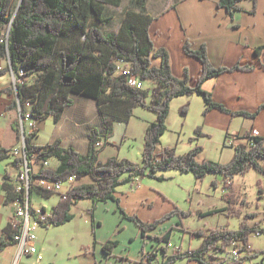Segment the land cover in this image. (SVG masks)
Masks as SVG:
<instances>
[{
    "label": "trees",
    "instance_id": "obj_1",
    "mask_svg": "<svg viewBox=\"0 0 264 264\" xmlns=\"http://www.w3.org/2000/svg\"><path fill=\"white\" fill-rule=\"evenodd\" d=\"M245 1L249 0H219L218 7L225 9L233 19L234 13L242 10L241 4ZM251 1L254 3L251 12L255 13L257 0ZM122 2L123 0H0V61H9V65L0 70V79L13 72L18 81L15 87L0 90V97L3 93L18 95L19 99L13 101L10 107L18 109L20 106L24 127L27 104L32 105L30 116L33 121L43 122L52 118L59 122L65 110L74 104V95L97 101L107 138L113 133L117 122L128 124L138 108L157 116L156 121L148 125L144 136L142 165L120 157L100 161V149L96 148V144L101 139L96 129L92 132L88 154L85 156L71 146L62 147L61 140L35 145L33 138L37 133L25 131L28 164L30 168L39 166L38 171L31 175V208L34 193L46 198L58 194L39 187V181L61 183L74 177L75 185L67 192L65 199L60 198L42 226L58 227L71 222L74 219L72 209L82 200L93 203L91 213L95 226L94 211L97 206L114 201L123 217L134 222L141 231L143 245L153 242L152 251L143 250V258L139 264H178L181 260L196 264H246L248 260L264 255V250L250 248V236L264 234V228L258 224H248V218H255L257 215L244 216L243 208L249 203L246 198L241 197L234 185L237 176H246L253 170L264 176V138L246 133L244 141L235 146L234 156L228 163L198 161V155L203 152V148L198 145L188 153L179 155L174 148L163 147L161 143L162 136L168 130L171 104L180 97H202L206 105L203 115L211 110H219L232 116L257 119L264 111V104L254 113L230 111L225 103L217 101L211 93L206 92L203 85L207 80L224 74L252 72L258 66L264 68L261 60L264 59V47L253 50L257 61H250L244 55L233 67H215L210 62L205 44L200 49H195L187 40L183 46L184 52L202 64V73L196 79L195 86H192L189 72L186 70L182 79L174 76L169 52L155 46L150 34L155 17L147 12L149 0H132L130 7L121 16L116 33L107 34L103 30L102 25L109 22L108 8L120 7ZM121 65L128 68L132 76L144 83L152 82L156 84L155 87L137 89L130 86L127 78L119 74ZM28 79H32V82L28 83ZM189 111L190 103L180 108L183 117ZM12 128L21 140L20 123H14ZM195 135L196 137L191 138L192 142L203 136L201 127L195 130ZM11 155L8 149H0V162ZM52 159L60 162L56 169L45 166ZM14 164L19 171L24 160L16 157ZM167 171L191 174L198 181H203L208 176H220L223 196L228 205L201 216L226 213L229 218L244 217L239 229L234 231L228 226H222L208 231L190 232L183 226L182 217L190 215L191 211L182 212L178 209L153 222H145L137 215H127L120 207V199L116 197L118 188L146 177L163 181L165 179L158 174ZM85 179H90L91 183H82ZM257 184L261 195L264 191L259 181ZM212 185L218 188L216 180L212 181ZM4 189L5 204H14L19 195L14 192L12 182L5 183ZM42 210L47 212L45 208ZM174 215L181 218L178 227L171 226L162 230L161 226ZM12 222L13 219L0 238V255L6 248L15 245L14 237L19 229L13 228ZM157 230L159 232L154 236L149 235ZM179 230L200 238L199 247L171 251L173 237ZM119 231L118 227L115 234ZM234 241L242 242L244 247L241 250L247 252L246 255L234 260L230 254L229 262L218 256L217 253L225 252ZM118 244V241L109 239L103 249L112 255Z\"/></svg>",
    "mask_w": 264,
    "mask_h": 264
},
{
    "label": "crops",
    "instance_id": "obj_2",
    "mask_svg": "<svg viewBox=\"0 0 264 264\" xmlns=\"http://www.w3.org/2000/svg\"><path fill=\"white\" fill-rule=\"evenodd\" d=\"M218 1L219 0H149L147 4L148 14L155 17L150 29V34L155 46L157 48H165L169 52L174 76L182 79L184 78L185 71L187 70L189 72L191 78L190 84L192 86H195L196 79H198L202 73V64L198 59L188 56L184 52L183 46L187 40L193 44L195 49H200L201 46L205 44L207 46L210 62L215 67H233L244 55L248 56L247 59L250 61H257L253 50L264 47V0H257L255 13L251 12L254 7V3L251 0L243 2L241 4L242 10L235 12L233 19L225 9L218 7ZM129 7L130 6H128L127 9ZM235 25H238V27L235 28ZM261 60L264 62L263 58ZM8 65L9 61H0V70L6 68ZM12 80L11 72L2 77L0 79V90L13 86ZM31 82L32 79H28V83ZM155 85L156 84L152 82H146L145 89H153ZM203 89L206 92L211 93L217 101L225 103L227 109L230 111L254 113L260 105L264 104V68L258 66V68L252 72L237 71L211 78L204 83ZM195 96L197 95L180 97L173 100L167 121V132L170 130L172 112H174L173 115L176 114L174 111L175 106L178 109L180 108L178 107L180 105H185L186 103L192 104V108L190 109L191 112L189 111L187 116L183 117L179 114L180 118L186 123L199 103L198 96ZM73 99L74 104L65 110L64 115L59 122H55L50 118L46 121L35 123V132L37 134L33 138V144L45 145L53 143L56 140H61L62 147L68 148L71 146L81 155L85 156L88 154L92 132L96 129L99 132L102 143L105 144V146L100 149L99 160L105 162L112 157H118L116 154L117 145L112 141L115 132H117L116 127H118L117 125L119 124L125 126L126 133L124 135V140L126 138L130 139V137L133 138L130 127L133 119L139 117L138 111L141 108L135 110L134 116L128 124L117 122V125L115 124L114 126L113 133L107 138L106 130L102 125V118L98 111L97 101L80 95H74ZM15 100L8 94H3L0 97V140L5 139L6 133L10 130L14 132L12 126L20 120L18 109L10 107ZM205 107L206 105L203 101V106L201 108L202 118L201 121L196 124L197 128H202L203 136L198 137L193 142L191 141L193 136L189 139L192 148L196 145L203 148V152L198 155V161L204 162L212 160L220 163H228L234 156L235 146L244 141L243 138L246 133L252 134V132L256 130L259 132V137L264 138V111L257 119L253 120L242 116H232L219 110H211L207 115H203ZM144 111L147 112L145 114V118L147 119L144 120V129L146 133L148 125L155 122L157 116L150 111ZM49 120L54 121V128H50L51 130L49 133L41 135L40 132L43 131L44 125ZM25 123L27 122L25 121ZM180 126L182 127V124H180ZM167 132L162 136V146L174 148L178 154H182L178 150L179 144L182 142L180 131L177 130L175 132L177 137L172 143L165 142ZM194 137H196V135ZM14 142L15 145L11 148L4 147L0 144V149H8L10 154H12L9 158L0 162V167L3 166L2 172H0V238L3 235L4 229L10 224L14 213L13 204H5L6 191L4 189V184H8L10 181L12 182L16 174L19 172L15 168L14 161L16 157L20 158V156L13 155L14 151L19 150L20 143L18 142L17 135H15ZM204 143L217 145L219 158L212 159L205 157L204 154L207 152V148L204 146ZM192 148H190V150ZM208 149L213 150L211 147ZM50 162H57V165H53L52 167L54 169L60 165V162L57 159H52ZM142 164L143 163L140 165ZM158 176L163 177L165 180L161 181L151 177L137 179L138 188L141 187L143 184L142 182L147 178L155 179L161 183L175 179L182 180L187 184H190L188 181H191V184L194 186L189 191V198H187L189 203L194 199L193 195L200 191L198 183L202 181L194 179V176L190 177L191 174H184L178 171H167L158 174ZM208 177H212V181L216 180L217 183L222 182L220 176ZM240 177L245 178L247 175ZM235 180L234 185L237 188ZM258 181L261 183V188L264 191V177L256 178L255 186L257 187ZM244 187L245 185H243L242 189H244ZM131 188L138 189L134 188L133 185ZM144 193L146 195L150 194L149 191H145ZM170 195L172 197L174 196V194ZM124 196V192L117 190L116 197L121 201L120 207L124 206ZM166 197H164V201L159 198V202L164 203L163 206L165 211L163 216L173 211L172 203L170 200L167 202L166 200L168 199ZM248 203V205L254 203L257 210L264 209V193L261 195L259 194V187L257 197L254 198L253 201L248 200ZM106 208H111L115 213L120 211L118 204L114 201L100 203L96 209H98L99 212V209L105 210ZM120 213L118 215L123 218V216H121L122 213ZM258 214L256 215L258 216ZM130 215H133V213ZM163 216H160V218ZM160 218H156L155 220ZM171 223L172 226H177L179 224L176 219H173ZM167 224H169L168 221L161 226V229L165 230V225ZM260 227L264 228V223L260 225ZM121 229L122 228H120V231H122ZM158 230L149 233V235L153 236L157 234L160 231ZM134 231L135 235L142 243L141 231L138 227L137 229L135 228ZM176 233L178 234L179 239L180 236H185L181 230L176 231ZM253 235L257 234H252L250 236V248L256 250L251 242V237ZM262 235L264 234H261L260 236ZM173 240L170 248L173 245ZM200 243L201 241L199 244ZM13 246L17 248L16 245ZM153 246V242H148L145 246H142L141 250L137 251V254L134 257L129 258L130 256L128 257L127 253L125 257H122V260L119 263L115 264H139L143 258L144 252L152 251ZM6 258L7 257H4L2 259V257H0V264H8ZM262 260V264H264V255L262 256ZM254 261V259L249 260V264H255ZM21 264L40 263L37 261L36 257H28L23 258Z\"/></svg>",
    "mask_w": 264,
    "mask_h": 264
},
{
    "label": "rangeland",
    "instance_id": "obj_3",
    "mask_svg": "<svg viewBox=\"0 0 264 264\" xmlns=\"http://www.w3.org/2000/svg\"><path fill=\"white\" fill-rule=\"evenodd\" d=\"M130 5L131 0H123L120 7L108 8L107 17H109V22L107 23V25H102L103 30L107 34H113L118 30L121 16ZM12 79L13 86L15 87V84L18 81L17 79H14L13 76ZM12 97L14 98V100L17 99L15 95H13ZM198 99L199 103L197 104V108L194 112H192L186 123L179 116L180 108L183 105L178 106L180 107L178 108L179 110L175 106V115H173L174 112H172L170 120V130L165 136V142L172 143L173 141H175L177 137V134H175V132L179 130L182 140V142L179 144L178 149L182 154L179 155L186 154L190 151V148H192L189 139L192 136H195V130L197 128L196 124L201 121L202 118L201 108L203 106L204 100L200 96H198ZM191 108L192 104H190V109ZM31 111L32 105H27V114H31ZM18 113L20 116V120L18 122L21 126L22 138L21 140L18 138L17 139L20 143L19 149H22L26 146L25 137L23 139L22 131H35L36 121L29 119L28 121H26L27 123H25V128L24 125L21 124L23 118L21 116L19 108ZM146 113L147 112L140 109L138 111L139 117L133 119L130 127L131 135L133 136V138L130 137V139L126 138L124 140V135L126 133L125 126L116 124L118 126L116 127L117 132H115L112 141L115 145H117L116 154L118 155V157L127 158L138 164L142 163L143 139L145 136L144 120L147 119L145 118ZM31 123H33L34 126H31ZM180 124H182V127L180 126ZM50 128H54L53 120H49L44 125L43 131L40 132V134L45 135L49 133V131L51 130ZM15 135V132L10 130L6 133V138L0 140V144H2V146L4 147L11 148L13 145H15ZM104 146L105 144L100 149H102ZM204 146L207 148V152L204 154L205 157L212 159L219 158V154L217 153V145L204 143ZM209 147L213 148V150L208 149ZM53 165H57V162H49L47 166L52 168ZM2 169L3 166L0 167V172H2ZM38 169L39 166L34 167V170L36 172L38 171ZM190 177H193V175H191ZM239 177L235 178L236 186L238 188H236L237 191L239 190L238 192H240L239 194L242 198L247 197L246 199L253 201V199L257 197L258 193V187L255 186L256 178L264 176L253 170L249 174H247V177ZM82 183H91V180L85 179ZM142 183L141 187H137L138 189H132V185L127 184L119 187L118 190L124 192V206H122L121 208L124 209L126 214L130 215L131 213H133V215H137L141 220L145 222H153L156 218H160V216H163L165 211V208L163 206L164 203L159 202V198L164 201V197L166 196L171 197H166L168 199L166 201L168 202L170 200L173 206V211L176 209L182 212L191 211L190 215L182 217L185 228L190 232L199 230L208 231L210 228H220L222 226H228L230 230L236 231L239 229L241 222L244 220V217L229 218L226 213L201 216L202 214H205L211 210L221 209L228 205L223 196L222 183L219 182L218 188H215L212 185V177H208L202 182L198 183V188H200V191L199 193L196 192L193 195L194 199L191 201V203L187 201V198H189V191L194 186L193 184H191V181H188V183L190 184H187L182 180L175 179L172 181L161 183L156 181L155 179L147 178ZM243 185H245L244 189H242ZM145 191H149L150 194L146 195L144 193ZM170 194H174V196L172 197ZM31 200L33 208H45L47 212L50 213L60 201V195L55 194L51 198H46L38 195L37 193H34L31 197ZM91 210H93V203L90 200H82L73 207L72 213L74 214V219L71 222L58 227H37V249L38 253L43 258L41 262H39L38 260L37 261L40 264H115L119 263L122 260V257H125L127 253L128 257L130 256L129 258H131L137 254V251L141 250L143 241L141 243V241L134 233L135 228L137 229L134 222H130V220L125 219L124 217L121 218L118 215L120 211L115 213V211L111 208H106L105 210L99 209L98 212V209H95L94 226ZM243 213L244 216L246 214L259 213L255 218H248L247 221L250 226H253L255 224L262 225L264 223V209L257 210L254 203L243 208ZM173 219H176L177 222H180L181 218L178 215H174L173 217H171L168 220L169 224L165 225L166 229L172 226L171 222L173 221ZM118 227L122 228V231L115 234ZM160 233H162V231ZM109 239L119 242L118 246L113 249L112 255L107 254L103 249L104 244ZM173 239V245L170 248L171 251L176 250L177 247H180L182 251H186L188 249H196L201 244H199L201 239L192 236L190 233H186L185 236H180V239L178 237V234L176 233ZM251 242L256 250H264V235H253L251 237ZM231 252L232 247L229 246L225 252H219L217 254L221 258H226L229 262L231 261ZM15 255H17V248H15L14 246H9L2 253V255H0V257H2V259L4 257H7L6 262H8V264H13L14 258L16 257ZM262 256L254 259L255 264H262ZM178 264H195V262L181 260L178 262ZM246 264H249V260L246 262Z\"/></svg>",
    "mask_w": 264,
    "mask_h": 264
},
{
    "label": "built area",
    "instance_id": "obj_4",
    "mask_svg": "<svg viewBox=\"0 0 264 264\" xmlns=\"http://www.w3.org/2000/svg\"><path fill=\"white\" fill-rule=\"evenodd\" d=\"M11 73L13 78L16 79L15 74L13 72ZM119 74H122L127 78L128 84L130 86L137 89H145V83L138 77L132 76L130 70L128 68H125L124 65H121ZM19 110L21 112L20 106ZM29 119H31L30 114H26L25 121H28ZM31 126H34V124L31 123ZM252 136L258 137L259 132L254 130L252 132ZM103 145L104 144L102 143V141H99L96 144V148L100 149ZM13 155L20 156V158L24 160V165L21 167L19 173L12 181L14 192L19 195L16 202H14L13 204L14 213L12 217L13 228L19 229V233H17L14 237L15 245L17 247V255L15 257L14 264H21L23 258L28 257H36L37 260L41 262L43 258L38 253L37 249L36 229L37 227L42 226L47 222V220L51 216V212H44L42 208H31L29 189L31 186V175L36 171L34 170V168H30L28 164L26 146L22 149L14 151ZM48 164L49 162H46L45 166L48 167ZM75 183L76 180L74 177H72L69 180L61 183H50L45 180H41L38 182V186L47 191H54L60 195V198L65 199L67 192L71 189V187L75 185ZM131 184L134 188H137V179H135ZM21 193L22 195L20 196ZM231 247V256L234 260H237L247 254V252L241 250V248L244 247L241 241H234ZM175 251L182 250L180 249V247H177ZM147 258H149V255H147Z\"/></svg>",
    "mask_w": 264,
    "mask_h": 264
},
{
    "label": "water",
    "instance_id": "obj_5",
    "mask_svg": "<svg viewBox=\"0 0 264 264\" xmlns=\"http://www.w3.org/2000/svg\"><path fill=\"white\" fill-rule=\"evenodd\" d=\"M11 27H12V24L9 26V29H8V34H7V37L9 38V34H10V31H11ZM17 97V99H19V97H18V95L16 96ZM21 113V112H20ZM22 115V114H21ZM21 124H23L22 122H21ZM22 136H23V139H24V131H22Z\"/></svg>",
    "mask_w": 264,
    "mask_h": 264
}]
</instances>
